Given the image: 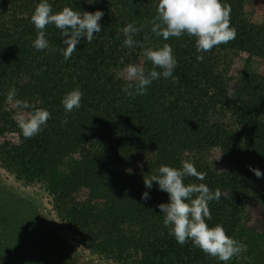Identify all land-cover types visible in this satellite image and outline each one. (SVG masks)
Instances as JSON below:
<instances>
[{
	"label": "trees",
	"instance_id": "16d2710c",
	"mask_svg": "<svg viewBox=\"0 0 264 264\" xmlns=\"http://www.w3.org/2000/svg\"><path fill=\"white\" fill-rule=\"evenodd\" d=\"M39 2L0 0V138L16 137L13 148L0 142L2 167L26 184H39L78 244L112 264H224L191 241L179 245L157 207L168 202V194L155 181L151 189L137 188L136 175L123 165L130 156L144 154L142 172L149 177L161 165L179 168L194 151L214 150L219 166L195 160L197 171L206 176L203 181L191 177L190 184L220 190L219 200L209 202L211 219L206 223L223 226L242 244L253 176L249 166L255 168L264 155V75L245 71L229 85L221 65L229 50L264 62V9L258 23L244 17L243 0H221L231 8L236 38L204 53L198 62L194 37L165 41L151 32L158 0H48L53 13L64 7L104 13L101 32L94 33L91 43L81 38L66 61L60 51L62 34L54 25L45 29L47 49L32 46L37 32L30 18ZM129 23L144 26L134 35L138 45L132 48L123 47L120 31ZM164 43L177 60L173 76L178 83L160 78L146 95L127 97L121 90L123 69L129 64L152 68L139 45L156 49ZM12 87L17 99L51 113L30 139L11 119L15 109L6 96ZM75 89L83 93L81 107L65 113L62 98ZM145 191L147 201L141 199ZM251 255L246 248L227 264H251Z\"/></svg>",
	"mask_w": 264,
	"mask_h": 264
},
{
	"label": "clouds",
	"instance_id": "9594fccd",
	"mask_svg": "<svg viewBox=\"0 0 264 264\" xmlns=\"http://www.w3.org/2000/svg\"><path fill=\"white\" fill-rule=\"evenodd\" d=\"M230 13V6L222 4L221 0H158L156 15L150 22L151 32L165 41L172 37L180 38L185 34L194 37L198 53L196 59L202 62L205 58L204 53L211 52L213 48L236 38V29L230 24ZM103 15V11L100 10L94 13L78 12L70 7L53 13L48 0H40L30 18L37 32L32 46L37 51L47 49L49 41L45 38V29L48 25H54L61 31L64 47L60 51L67 61L81 38H86V43H91L94 33L101 32L99 21ZM143 27V25L135 27L132 23L125 25L120 30L125 37L123 47L132 48L138 45L133 37L143 31ZM139 46L143 48L142 56L151 63L152 68L146 71L141 65L129 64L123 69L122 78L125 84L121 90L127 97L146 95L152 82L160 78H172L174 83H178V77L173 76L177 60L168 43L156 49ZM43 70L46 69H41ZM82 96L83 93L79 89L68 92L61 101L65 113L79 109ZM16 97L17 89L12 87L6 96L7 103L15 109L11 119L18 125L22 136L30 139L42 131L43 126L51 118V113ZM66 123L67 118L61 121L62 125ZM181 165V168L161 165L158 174L144 177V185L151 189L155 181L159 190L168 194V202L160 203L157 207L163 214V225L179 245L183 246L191 241L194 247L206 255L227 264L246 248L228 236L223 226L209 227L206 223V220L211 219L209 202L218 201L221 192L219 189L210 190L204 183L186 185L185 177H195L203 181L206 174L198 172L194 164L187 160H182ZM249 167L258 178L262 176L259 169ZM141 199L144 201L150 199L149 192L145 191Z\"/></svg>",
	"mask_w": 264,
	"mask_h": 264
},
{
	"label": "rangeland",
	"instance_id": "374dc122",
	"mask_svg": "<svg viewBox=\"0 0 264 264\" xmlns=\"http://www.w3.org/2000/svg\"><path fill=\"white\" fill-rule=\"evenodd\" d=\"M243 15L250 21L260 23L263 17V0H243ZM255 72L264 75V62L246 54L226 51L223 53L221 72L227 84L232 85L243 72ZM9 147L16 146L15 135H5ZM73 159L77 154H68ZM183 160L193 163L203 160L217 168L219 160L214 150L194 151L185 155ZM147 156L135 154L124 163L123 169L136 175V187L143 188L142 168ZM182 166V165H181ZM181 166L179 168H181ZM262 176L253 172L251 190L248 195L241 223V242L251 252V264H264V155L255 165ZM191 177H185L184 183L190 184ZM0 213L6 221L19 226L18 242L21 245L11 249L0 231V260L7 264H112L101 259L78 244L77 239L67 231L56 216L51 200L43 188L36 183L26 184L18 180L13 173L0 164ZM4 263V264H5Z\"/></svg>",
	"mask_w": 264,
	"mask_h": 264
},
{
	"label": "flooded vegetation",
	"instance_id": "af4514ba",
	"mask_svg": "<svg viewBox=\"0 0 264 264\" xmlns=\"http://www.w3.org/2000/svg\"><path fill=\"white\" fill-rule=\"evenodd\" d=\"M2 198L0 199V206H2ZM2 213H0V231L1 233L3 232L4 234H6L5 241L6 242H10L9 243V247L11 249H13L14 247H18V245H21V243L18 242V238H19V231L18 228L19 226L16 223V219H14L13 221L9 220L6 221V219L4 217H2ZM2 233V235H3ZM5 263V262H4ZM1 263L0 260V264H4ZM7 264V263H5Z\"/></svg>",
	"mask_w": 264,
	"mask_h": 264
}]
</instances>
